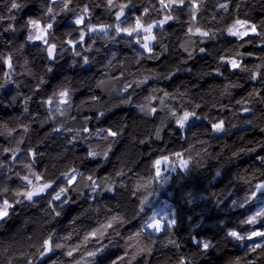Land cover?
Instances as JSON below:
<instances>
[{
  "label": "clouds",
  "instance_id": "1",
  "mask_svg": "<svg viewBox=\"0 0 264 264\" xmlns=\"http://www.w3.org/2000/svg\"><path fill=\"white\" fill-rule=\"evenodd\" d=\"M0 264H264V0H0Z\"/></svg>",
  "mask_w": 264,
  "mask_h": 264
}]
</instances>
